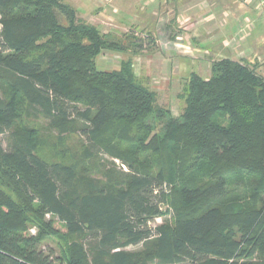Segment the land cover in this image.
I'll list each match as a JSON object with an SVG mask.
<instances>
[{
	"label": "trees",
	"instance_id": "trees-1",
	"mask_svg": "<svg viewBox=\"0 0 264 264\" xmlns=\"http://www.w3.org/2000/svg\"><path fill=\"white\" fill-rule=\"evenodd\" d=\"M154 45L62 0H0V264H264V76L214 60L174 116L131 60L97 63ZM44 129L81 147L49 160Z\"/></svg>",
	"mask_w": 264,
	"mask_h": 264
},
{
	"label": "crops",
	"instance_id": "crops-1",
	"mask_svg": "<svg viewBox=\"0 0 264 264\" xmlns=\"http://www.w3.org/2000/svg\"><path fill=\"white\" fill-rule=\"evenodd\" d=\"M62 1L79 13L91 8V18L107 10L118 28L155 39L158 46L140 52L134 66L169 91L174 116L180 115L181 83L194 73L206 77L214 60L246 62L264 74V10L258 0H105L101 7L98 0Z\"/></svg>",
	"mask_w": 264,
	"mask_h": 264
},
{
	"label": "rangeland",
	"instance_id": "rangeland-1",
	"mask_svg": "<svg viewBox=\"0 0 264 264\" xmlns=\"http://www.w3.org/2000/svg\"><path fill=\"white\" fill-rule=\"evenodd\" d=\"M98 2L99 3H97V5L99 7H101L102 5L104 6V3H106L105 0H98ZM90 9H88L86 13L85 12L79 13L77 11V16L79 19L84 20V22L89 20L90 23H89V21L86 23H88V24L93 23V25L96 26L98 29H100V31H103L105 33H109V34H111V36L113 35L117 38H121V37L123 38L125 35L130 34L133 37H135V40H137V39L143 40L146 38V36H149L147 34H144L143 32H140L139 30H136L137 32H135L134 30L129 31L130 29L128 28L127 30L129 32H131V33H129L122 26H120V28H118L117 26H118L119 22H117V19L115 21L111 20V17H110L111 14L108 13L107 10L102 11L101 17L99 16V14H97L95 17L91 18L90 17ZM94 23H96V24H94ZM125 42L126 41H124V43ZM155 44L156 45L153 46V49L158 46L157 42H155ZM139 54H140V52L134 53V54L131 52H128L127 54L110 52L107 54H103L100 58H98L97 63H98V66L102 69L112 70V69H118L120 67L122 61L131 60L133 63V69H135L136 73L139 74L140 68L136 65L134 66V64H138V62H136L135 59H136V56H140ZM158 65H160L159 61L157 62L156 66H158ZM210 72H211V70L208 71V73L206 74L207 78L210 75ZM258 73L260 75L264 76V74H262L261 72L258 71ZM157 76H160V75L157 74ZM137 77L140 78L143 81V83L146 86H148L151 90L156 92L160 105L168 106V107H170V109H173L174 113L177 112L176 106H174V108H171L169 91H166L165 89H158V87L162 86V84H160L159 86L157 84L155 85L154 82L150 78L145 76L144 74H139ZM154 80H156V78ZM176 102L178 103V101H176ZM178 105H179V103H178ZM181 107H183V104L179 105V107H178L180 112L182 109ZM42 132L45 135V134H47L48 131L46 129H44ZM0 138H3V137H0ZM45 140H46V144L42 148L41 152H43V154L47 157V159L57 160V161H65V160L69 161V160H71V154H73L74 152L76 153L79 150V148L81 147V143H82V139L80 137H76V136L69 137L64 141H60V139L58 137L53 136V135L49 136L47 134V137L45 138ZM4 144L6 145V143H4ZM162 210L165 212L164 215L162 217L156 219L152 223H150V226L152 228H156L158 225H162L165 222L172 223V218H171L172 210L169 208V206L166 205V206L162 207ZM56 227L58 228L59 231H61L62 234L65 233V229L61 225L57 224ZM31 232H32V234H36L37 229L35 227H32ZM67 238L70 240L69 237H67ZM63 241H64V243L66 242V240H64V239H63ZM44 243H45L44 249L47 247H52L55 249L57 254L62 251L60 239L48 238L44 241ZM139 248L140 247L130 248V249L136 250Z\"/></svg>",
	"mask_w": 264,
	"mask_h": 264
},
{
	"label": "built area",
	"instance_id": "built-area-1",
	"mask_svg": "<svg viewBox=\"0 0 264 264\" xmlns=\"http://www.w3.org/2000/svg\"><path fill=\"white\" fill-rule=\"evenodd\" d=\"M258 8L260 10H264V0H258Z\"/></svg>",
	"mask_w": 264,
	"mask_h": 264
}]
</instances>
